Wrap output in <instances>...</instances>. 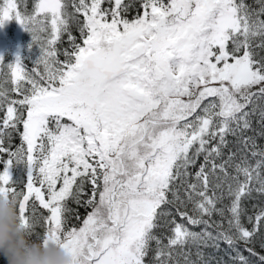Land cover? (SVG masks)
<instances>
[{
    "label": "snow or ice",
    "instance_id": "snow-or-ice-1",
    "mask_svg": "<svg viewBox=\"0 0 264 264\" xmlns=\"http://www.w3.org/2000/svg\"><path fill=\"white\" fill-rule=\"evenodd\" d=\"M13 19L39 56H0V196L30 237L73 264H264V0H0Z\"/></svg>",
    "mask_w": 264,
    "mask_h": 264
},
{
    "label": "trees",
    "instance_id": "trees-1",
    "mask_svg": "<svg viewBox=\"0 0 264 264\" xmlns=\"http://www.w3.org/2000/svg\"><path fill=\"white\" fill-rule=\"evenodd\" d=\"M28 10L31 11V8L29 7ZM69 11H71V8H69ZM133 15H135V12L129 13V17ZM73 34L76 35L77 37L79 36L75 28H73ZM20 41H21V46H22L20 55L22 58H25L26 69L30 70L34 66V60L39 56V46L33 45V47L29 49L28 46L29 44H31L32 38H31V35L28 32H26L24 29H22ZM58 47L61 50L69 47L67 43V36L64 37L63 42H61L58 45ZM2 56L5 58L6 61H9V62L14 60L13 55L10 52L5 51L2 53ZM60 59L63 60L64 57L61 55ZM3 72L5 73V75H0V80H3L6 78L7 69L5 68ZM7 87L10 88L11 85L9 84L7 85ZM260 127L261 125L259 124L258 120H254L253 128L256 133L257 143L260 146H264V138H259V135H258ZM248 135H253V133L249 132ZM228 139L232 140L233 138L229 137ZM13 143L14 144L20 143L18 136L14 137ZM238 155H240V153H238ZM194 171L195 169H193V172ZM16 176L17 178H21L22 171L18 170L16 172ZM261 203H264V200H261V198L258 195H254V197L251 200L245 201V207L248 213L252 214L259 207ZM69 206L73 209L77 207L75 204L71 202H69ZM87 211H90V209H85L83 207H80L79 208L80 220H77L75 218L69 219L68 227H71V226L79 227ZM41 212H43L44 215H47V213L44 212V210L37 208L36 227L34 229V232L42 238L44 235V231H45V224H44L43 218L40 216ZM213 219L219 220V217H213ZM195 230L199 231L200 229H195ZM31 238L33 240H40V239H37V235H32ZM185 254H187V259L189 261V264H233V260L228 252V249L226 245L223 243H220L218 247L208 246V247L197 248L196 246L189 245L182 252H179L176 256H174L173 264H177V261H178V264H185ZM147 260L149 264H153L151 255L147 258ZM0 264H7V259L2 254H0Z\"/></svg>",
    "mask_w": 264,
    "mask_h": 264
},
{
    "label": "clouds",
    "instance_id": "clouds-1",
    "mask_svg": "<svg viewBox=\"0 0 264 264\" xmlns=\"http://www.w3.org/2000/svg\"><path fill=\"white\" fill-rule=\"evenodd\" d=\"M0 254L7 264H73L68 250L33 240L21 227L15 202L0 196Z\"/></svg>",
    "mask_w": 264,
    "mask_h": 264
},
{
    "label": "rangeland",
    "instance_id": "rangeland-1",
    "mask_svg": "<svg viewBox=\"0 0 264 264\" xmlns=\"http://www.w3.org/2000/svg\"><path fill=\"white\" fill-rule=\"evenodd\" d=\"M21 25L14 19L6 21L2 27H0V56L2 53L7 51L15 56L21 54Z\"/></svg>",
    "mask_w": 264,
    "mask_h": 264
}]
</instances>
